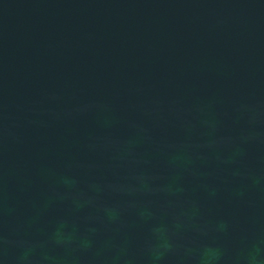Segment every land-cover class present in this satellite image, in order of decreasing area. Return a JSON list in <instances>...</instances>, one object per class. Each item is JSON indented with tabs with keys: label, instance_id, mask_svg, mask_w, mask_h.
<instances>
[{
	"label": "water",
	"instance_id": "1",
	"mask_svg": "<svg viewBox=\"0 0 264 264\" xmlns=\"http://www.w3.org/2000/svg\"><path fill=\"white\" fill-rule=\"evenodd\" d=\"M0 264H264V0H0Z\"/></svg>",
	"mask_w": 264,
	"mask_h": 264
}]
</instances>
